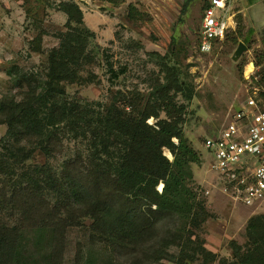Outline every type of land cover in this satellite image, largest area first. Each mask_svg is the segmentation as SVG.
Returning a JSON list of instances; mask_svg holds the SVG:
<instances>
[{
  "label": "rangeland",
  "instance_id": "rangeland-1",
  "mask_svg": "<svg viewBox=\"0 0 264 264\" xmlns=\"http://www.w3.org/2000/svg\"><path fill=\"white\" fill-rule=\"evenodd\" d=\"M208 1L0 0V104L25 102L42 92L48 79V55L52 49L60 47L63 37L70 32L65 25L66 15L56 9L59 2L75 3L82 11L83 26L80 29L92 33L89 38L86 34L82 36L87 37V42L78 53L77 64L69 70L75 75L73 80L56 85L58 92L63 91L58 98L60 103L75 102L82 107H91L94 112L102 111L113 101L117 106L125 107L126 100L121 101L124 97L144 105L153 85L165 82L161 62L172 67L187 94L181 91L174 98L176 105L183 107L180 127L201 159L200 164H191L193 183L190 186L197 191V198L204 200L211 215L199 228L188 225L186 229L193 233L191 239L194 242L215 256L213 261L204 263L203 256L197 254L191 264H220L222 259L225 264H231L233 249L230 243L235 242L242 248L248 245L247 221L264 215V208L245 207L220 190L216 174L208 170L202 141L214 135L253 92H256L259 104L264 105V0H233L231 29L221 42H214L211 50L204 52L199 46L200 27ZM76 25L72 22L71 27ZM239 42L247 50L233 61L231 57ZM110 68L116 73L124 70V73L112 80ZM248 68L257 78L252 83L247 80L251 72ZM170 93L174 94V91ZM159 116L165 119L163 112ZM155 122L154 118L146 120L150 126ZM67 129L62 123L53 127L50 138L41 137L34 140L36 143L21 140L19 145L32 151L29 159L17 169V174L28 169L49 172L57 179L67 171L88 175L87 159L92 153L88 143L74 139ZM6 132L7 125L0 115V151ZM172 142L176 144L177 139L173 138ZM162 155L169 162L173 160L165 148ZM15 178L16 174L11 179L0 174V225L9 228L16 225L23 229L20 234L22 252L17 263L44 264V258L54 251V247L58 250L54 241L58 238L52 237L53 231L47 229L38 239L31 225L24 222L28 216L22 214L24 205L11 209L1 204L3 196L10 197L12 179ZM156 190L161 191L162 185L159 184ZM207 190L209 192L205 194ZM103 192L105 197L110 194L105 189ZM111 196L115 197L113 193ZM37 198L43 206L30 214L39 221L49 213L56 199L48 192ZM69 208L73 219L61 231L63 236L59 241L63 253L59 262L75 264L80 253L81 264H85L90 256L115 264L119 260L116 248L100 243L91 245L90 237L96 236L91 229L93 220L70 204ZM64 210L62 219L69 211ZM60 224L63 225L64 220ZM174 251V248L169 250L176 253ZM159 264L169 263L162 261Z\"/></svg>",
  "mask_w": 264,
  "mask_h": 264
},
{
  "label": "trees",
  "instance_id": "trees-1",
  "mask_svg": "<svg viewBox=\"0 0 264 264\" xmlns=\"http://www.w3.org/2000/svg\"><path fill=\"white\" fill-rule=\"evenodd\" d=\"M56 9L66 15L65 25L70 32L63 37L60 47L48 55V79L42 92L25 102L0 104V115L7 125L0 151V174L10 179L16 174L11 195L3 196L1 204L11 209L24 205L22 214H28L24 222L31 225L38 239L47 229L53 231L52 237L58 238L54 240L58 250L54 247L44 258V264H62L59 261L63 246L59 239L63 228L73 219L69 204L93 220L91 229L96 236L90 237L91 245L100 243L116 248L119 260L115 264H191L197 254L203 256L204 263L213 261L215 256L194 242L193 233L186 229L188 225L199 228L211 215L204 200L198 199L197 191L190 186L191 164H200L201 159L180 127L183 107L174 102L179 92L187 95L184 84L172 67L161 62L165 82L153 85L144 105L124 97L121 101L126 100L125 107L113 101L102 111L94 112L75 102L60 103L58 98L63 91L58 92L56 85L73 80L75 75L69 70L77 64L78 53L87 42V37L82 36L89 38L92 33L80 29L82 11L75 3L59 2ZM72 22L77 24L74 28ZM109 71L112 80L124 73H116L112 68ZM162 112L165 119H160ZM149 118L156 120L154 126L146 124ZM62 123L74 139L87 141L92 152L87 159L88 175L67 171L57 179L49 172L28 169L17 174L32 151L19 142L50 138L53 127ZM173 138L177 139L176 144ZM164 148L172 155L171 162L162 155ZM159 184L162 190L158 192ZM104 189L110 192L106 197ZM44 192L51 193L56 203L45 218L37 221L30 213L42 208L37 197ZM64 208L69 211L62 219ZM22 230L16 225H0V264L17 263L22 252ZM245 231L249 246L242 248L231 242V264H264V215L250 218ZM173 248L176 253L169 252ZM80 257L78 253L75 264H81ZM225 263L224 259L220 261ZM85 264L112 261H98L90 256Z\"/></svg>",
  "mask_w": 264,
  "mask_h": 264
},
{
  "label": "built area",
  "instance_id": "built-area-1",
  "mask_svg": "<svg viewBox=\"0 0 264 264\" xmlns=\"http://www.w3.org/2000/svg\"><path fill=\"white\" fill-rule=\"evenodd\" d=\"M232 2L209 0L204 7L201 51H210L213 43L221 42L231 29ZM247 80L250 83L257 80L253 70ZM256 95V92L248 95L245 104L229 115L214 135L202 141V149L220 190L238 204L260 209L264 208V105L259 104Z\"/></svg>",
  "mask_w": 264,
  "mask_h": 264
},
{
  "label": "water",
  "instance_id": "water-1",
  "mask_svg": "<svg viewBox=\"0 0 264 264\" xmlns=\"http://www.w3.org/2000/svg\"><path fill=\"white\" fill-rule=\"evenodd\" d=\"M246 50H247L246 46L242 42H239L236 50L234 51V53L231 57V59L233 61H236L239 58V56Z\"/></svg>",
  "mask_w": 264,
  "mask_h": 264
},
{
  "label": "bare ground",
  "instance_id": "bare-ground-1",
  "mask_svg": "<svg viewBox=\"0 0 264 264\" xmlns=\"http://www.w3.org/2000/svg\"><path fill=\"white\" fill-rule=\"evenodd\" d=\"M249 71H251V68H248Z\"/></svg>",
  "mask_w": 264,
  "mask_h": 264
}]
</instances>
